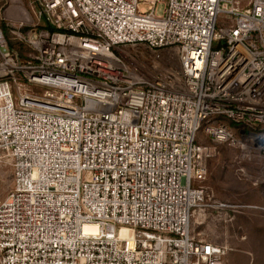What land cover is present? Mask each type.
<instances>
[{
	"label": "built area",
	"instance_id": "obj_1",
	"mask_svg": "<svg viewBox=\"0 0 264 264\" xmlns=\"http://www.w3.org/2000/svg\"><path fill=\"white\" fill-rule=\"evenodd\" d=\"M39 2L22 56L0 19V264H224L191 218L218 145L264 152V0Z\"/></svg>",
	"mask_w": 264,
	"mask_h": 264
},
{
	"label": "rangeland",
	"instance_id": "obj_2",
	"mask_svg": "<svg viewBox=\"0 0 264 264\" xmlns=\"http://www.w3.org/2000/svg\"><path fill=\"white\" fill-rule=\"evenodd\" d=\"M39 0H2L0 19L8 28V40L22 53L29 48L21 41L22 31L40 23ZM202 141L211 139L201 136ZM241 151L229 144L217 146L206 160L207 173L197 183L204 189V207L191 218V231L205 241L227 248L224 264H264V152L251 161H240ZM244 164L252 175L237 170ZM13 186L8 158L0 159V201ZM219 203L229 205L218 208Z\"/></svg>",
	"mask_w": 264,
	"mask_h": 264
},
{
	"label": "trees",
	"instance_id": "obj_3",
	"mask_svg": "<svg viewBox=\"0 0 264 264\" xmlns=\"http://www.w3.org/2000/svg\"><path fill=\"white\" fill-rule=\"evenodd\" d=\"M1 26H2V28H3V30H4V32H5V34H6V36H8V28H7V26H6L5 21H2V22H1ZM9 46H10L11 50L18 52V54H19L20 56L23 55V53H22V51H21L20 49H16V47H15V45L13 44L12 41H9Z\"/></svg>",
	"mask_w": 264,
	"mask_h": 264
}]
</instances>
